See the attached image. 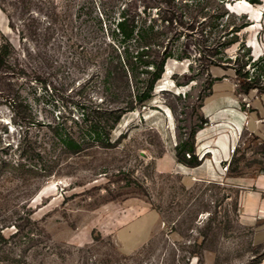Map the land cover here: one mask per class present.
<instances>
[{"label": "rangeland", "instance_id": "374dc122", "mask_svg": "<svg viewBox=\"0 0 264 264\" xmlns=\"http://www.w3.org/2000/svg\"><path fill=\"white\" fill-rule=\"evenodd\" d=\"M127 1L0 0V32L13 47L0 69V264H261L264 214L243 211L240 187L264 177V94L240 92L233 68L200 60L194 35L164 31V46L191 59L167 61L153 98L123 114L110 148L72 154L58 140L82 105L128 101L104 79L128 65L112 37ZM232 1L253 22L242 37L256 59L264 0ZM130 5L158 17L154 2ZM209 146L229 148V160ZM191 147L210 167L214 158L219 177L185 175L178 149L188 162Z\"/></svg>", "mask_w": 264, "mask_h": 264}, {"label": "trees", "instance_id": "16d2710c", "mask_svg": "<svg viewBox=\"0 0 264 264\" xmlns=\"http://www.w3.org/2000/svg\"><path fill=\"white\" fill-rule=\"evenodd\" d=\"M157 6L158 17L150 14L151 7L143 11L133 10L128 0L121 6L119 19L112 32V37L124 46L128 65L120 70L111 68L104 73L106 89L117 99L121 95L128 98L124 104L114 103L106 109L97 107L94 112L81 106V119L73 120L72 126H62L57 138L62 146L72 154L83 152L86 146L96 144L102 148L112 146V130L119 124L123 114L144 107L153 98L156 83L162 78L169 59L182 61L191 59L184 53H174L161 38L164 31L171 29L197 37L200 60H206L212 66L233 68L238 80L239 91L249 94L258 90L264 94V55L254 59L242 33L253 25L247 14H238L228 8L232 0H148ZM244 3L261 5L262 0H244ZM0 40L6 41L0 46V69L6 65L13 53V47L0 32ZM130 44H135L132 56ZM237 46L234 58L227 50ZM164 49L161 52L156 49ZM219 79H214L218 81ZM108 83V84H107ZM182 147V145H181ZM178 161L190 168L201 165L194 155L185 162L179 148Z\"/></svg>", "mask_w": 264, "mask_h": 264}, {"label": "crops", "instance_id": "0c3cea01", "mask_svg": "<svg viewBox=\"0 0 264 264\" xmlns=\"http://www.w3.org/2000/svg\"><path fill=\"white\" fill-rule=\"evenodd\" d=\"M1 28H6L4 24L0 21V31ZM219 149L221 153V157L219 158L222 162L228 161L230 157L229 148L219 147V146H209L205 149ZM212 154L211 152L206 153V155ZM201 165L196 168H186V176L195 181H208L213 177H219L217 173V166H214V158L211 161V167L208 165L209 163L205 158H202ZM216 165V164H215ZM215 177V178H216ZM243 190V211L248 214L259 216L264 214V177H259L254 180L252 185L240 187ZM255 199L257 202L253 206L249 204V200ZM259 219H263V217H258ZM264 240V239H259ZM261 264H264V260Z\"/></svg>", "mask_w": 264, "mask_h": 264}, {"label": "bare ground", "instance_id": "6f19581e", "mask_svg": "<svg viewBox=\"0 0 264 264\" xmlns=\"http://www.w3.org/2000/svg\"><path fill=\"white\" fill-rule=\"evenodd\" d=\"M169 67V66H168ZM166 70V69H165ZM166 76V75H165ZM168 78V77H167ZM166 81V80H165ZM163 84V83H162ZM160 86V85H159ZM163 86V85H162ZM162 88V87H161ZM161 93V92H160Z\"/></svg>", "mask_w": 264, "mask_h": 264}]
</instances>
